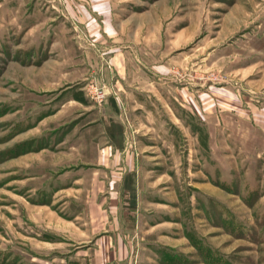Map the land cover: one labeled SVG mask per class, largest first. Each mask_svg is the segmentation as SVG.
Returning <instances> with one entry per match:
<instances>
[{"label": "rangeland", "instance_id": "obj_1", "mask_svg": "<svg viewBox=\"0 0 264 264\" xmlns=\"http://www.w3.org/2000/svg\"><path fill=\"white\" fill-rule=\"evenodd\" d=\"M117 45L140 60L153 48L151 111L121 109L139 213H156L152 239L175 251L162 263L264 264V0H0V264H65L86 244L80 220L73 242L47 230L64 233L58 206L81 187L115 179L58 166V143L98 135L91 84L123 100Z\"/></svg>", "mask_w": 264, "mask_h": 264}, {"label": "crops", "instance_id": "obj_2", "mask_svg": "<svg viewBox=\"0 0 264 264\" xmlns=\"http://www.w3.org/2000/svg\"><path fill=\"white\" fill-rule=\"evenodd\" d=\"M147 46L149 48L145 49V55L140 60L138 59L140 55L136 52L140 49L139 47L128 45L126 51H123L122 46L117 45V51L114 52L111 61L117 73L115 80L118 94H121L123 100L116 101L110 98L102 106L91 104L87 106V104L85 107L87 109L85 114L88 117L90 114L95 115L85 126L87 129L96 128L98 135L94 136L91 142L88 140L89 137L83 138L80 134L76 140L64 138L58 143L57 152L63 153L61 155L63 161L59 162L58 166L69 168L75 163L80 164L78 170L80 173L75 174L79 177L85 175L84 168L93 166L96 167L95 173L100 176L115 179L114 183L110 180L113 184L103 187H81L79 197L73 199L75 200L74 207H69L70 202L66 201L61 204V201L57 203L56 197L50 204L51 206L54 204L55 207L60 204L58 207L63 212V217H60L59 221L55 217L53 222L56 224L65 222L64 225L59 223L65 229H63L64 233H60L62 227L48 228V235L52 233L60 240L73 242L76 239L67 234V227H70L69 223L74 224L75 220H80L78 229L81 239L86 242L85 245L77 248L79 250L70 251L71 255L70 253L65 255L70 259L65 264H87L91 256L96 258L94 264H113L117 258L118 260L130 258L131 264L133 259H136L135 264H151V260L155 264H165L162 263L166 262L164 257L169 252H175L167 247H161L160 240L158 242L152 239L153 228L156 227L152 224L156 221V213H139L141 208L139 150L138 148L131 150L128 147V132L121 109L122 104L129 110L143 109L145 112L151 111L153 107L147 98H156V92L151 93L152 91L146 89L145 86L146 83L152 85L151 83L156 82L152 81L150 70L152 61L150 57L153 56V52L149 50L153 48L151 45ZM155 47L157 48L155 54H159V58L164 57L166 51H162L160 45ZM136 65L137 71L135 70ZM69 100L76 103L75 99L69 98ZM48 150L51 152L50 149L45 148L42 152ZM89 162L91 165H88ZM62 167L54 165L53 168L50 165L49 170ZM147 226L150 228H145ZM73 231L76 232V229ZM145 231L149 237L145 236Z\"/></svg>", "mask_w": 264, "mask_h": 264}, {"label": "built area", "instance_id": "obj_3", "mask_svg": "<svg viewBox=\"0 0 264 264\" xmlns=\"http://www.w3.org/2000/svg\"><path fill=\"white\" fill-rule=\"evenodd\" d=\"M107 87L106 85H96V84H91L89 86V93L91 99L97 103V104H102L106 101L107 99Z\"/></svg>", "mask_w": 264, "mask_h": 264}]
</instances>
